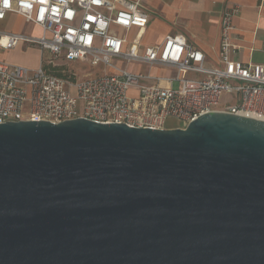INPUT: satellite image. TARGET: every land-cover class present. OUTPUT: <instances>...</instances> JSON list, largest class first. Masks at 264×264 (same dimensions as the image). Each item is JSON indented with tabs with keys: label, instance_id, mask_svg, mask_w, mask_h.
<instances>
[{
	"label": "water",
	"instance_id": "obj_1",
	"mask_svg": "<svg viewBox=\"0 0 264 264\" xmlns=\"http://www.w3.org/2000/svg\"><path fill=\"white\" fill-rule=\"evenodd\" d=\"M0 264H264V120L0 123Z\"/></svg>",
	"mask_w": 264,
	"mask_h": 264
},
{
	"label": "built area",
	"instance_id": "obj_2",
	"mask_svg": "<svg viewBox=\"0 0 264 264\" xmlns=\"http://www.w3.org/2000/svg\"><path fill=\"white\" fill-rule=\"evenodd\" d=\"M239 12L237 4L224 9L217 61L206 65L204 52L182 32L143 44L149 11L139 0H0V21L13 13L41 29L39 36L0 29V53L23 42L42 54L36 68L0 58V123L85 118L165 129L169 119L184 128L209 112L264 120V63L235 57ZM65 61L101 65L103 73L77 78L68 68L67 77L48 71L65 68ZM129 63L141 68L129 70ZM147 67L173 72L153 75Z\"/></svg>",
	"mask_w": 264,
	"mask_h": 264
},
{
	"label": "crops",
	"instance_id": "obj_3",
	"mask_svg": "<svg viewBox=\"0 0 264 264\" xmlns=\"http://www.w3.org/2000/svg\"><path fill=\"white\" fill-rule=\"evenodd\" d=\"M139 1L149 11V22L141 37L143 44H153L161 41L169 33L182 32L190 43L204 52L206 65H215L217 61L221 16L224 9L237 4L240 6V12L233 19L232 33L234 43L240 46V50L235 57L245 63H264V0ZM14 23L21 24L15 27ZM0 29L35 36L41 35V29L38 26L25 22L21 16L13 13L8 14L4 20L0 21ZM134 34V29L129 31V39L133 38ZM21 47H25L23 42H19L13 49L3 52L18 51ZM26 47L39 56L40 49ZM0 58L3 59L1 54ZM7 62L24 65L13 61ZM164 70L169 72L171 69L165 68ZM169 126L175 127L176 124L172 123Z\"/></svg>",
	"mask_w": 264,
	"mask_h": 264
},
{
	"label": "rangeland",
	"instance_id": "obj_4",
	"mask_svg": "<svg viewBox=\"0 0 264 264\" xmlns=\"http://www.w3.org/2000/svg\"><path fill=\"white\" fill-rule=\"evenodd\" d=\"M20 24L21 23H14L13 26L17 27ZM25 29H27V28H25ZM34 32H36V31H34ZM26 46L27 45H25V47H21V49H19L18 51L2 52L0 54H1L2 58L6 61H13V62H17V63H22V64L28 66L29 68H36L40 63L39 60L42 56L41 50H39L40 54L38 56L37 53H35L34 51L26 49L27 48ZM28 47H31V46H28ZM33 48H36V47H33ZM43 54L46 57L49 55L47 51H44ZM63 64H65V68H68V70L74 72L76 75L75 77H77V78H81V77H83V75H85L87 73H92L93 75L103 73V67L101 65L92 66L85 61L84 62H81V61L66 62L65 61V62H63ZM119 65L124 66L125 62H123V63L120 62ZM127 66L129 67L128 68L129 70H132V68H133L134 70L137 71L141 68L140 66H138L137 63L136 64L129 63ZM142 70H143V68H142ZM109 71H110V69L108 68L107 72H109ZM145 71H146V73H151L153 75H159V74L170 75L173 72L172 70H170L169 72H166L164 69H161L159 67H147L145 69ZM226 98H227V94L223 93L221 96V99H220V103H224ZM172 123L176 124L177 122L175 120H172V119H169L167 122L168 125L172 124Z\"/></svg>",
	"mask_w": 264,
	"mask_h": 264
},
{
	"label": "trees",
	"instance_id": "obj_5",
	"mask_svg": "<svg viewBox=\"0 0 264 264\" xmlns=\"http://www.w3.org/2000/svg\"><path fill=\"white\" fill-rule=\"evenodd\" d=\"M48 71L54 75L60 76V77H67L69 75L68 71L66 70V68H58L55 66H48ZM71 78H73V76L70 75Z\"/></svg>",
	"mask_w": 264,
	"mask_h": 264
}]
</instances>
